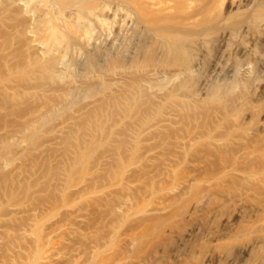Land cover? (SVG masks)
Returning a JSON list of instances; mask_svg holds the SVG:
<instances>
[{
  "label": "rangeland",
  "instance_id": "374dc122",
  "mask_svg": "<svg viewBox=\"0 0 264 264\" xmlns=\"http://www.w3.org/2000/svg\"><path fill=\"white\" fill-rule=\"evenodd\" d=\"M240 11L139 94L124 62L0 40V264H264V31Z\"/></svg>",
  "mask_w": 264,
  "mask_h": 264
},
{
  "label": "bare ground",
  "instance_id": "6f19581e",
  "mask_svg": "<svg viewBox=\"0 0 264 264\" xmlns=\"http://www.w3.org/2000/svg\"><path fill=\"white\" fill-rule=\"evenodd\" d=\"M233 11L243 12L247 21L234 25V29L264 31V0H0V40L5 42L23 31L41 45L43 55L54 50L60 60L81 58L83 65L95 62L102 65L101 70L107 65L105 69L112 71L124 62L126 75H140L127 83L132 93L151 88L157 76L169 74L173 79L180 70L186 72V63L195 59L201 44L204 45L205 29L222 23ZM229 32H220L217 38L223 40ZM261 33L256 35L255 43L264 46V37L259 38ZM208 41L213 42L212 38ZM54 45L60 46L52 50ZM242 51L251 55L255 52L254 47L247 45ZM177 86L184 87L180 83ZM132 95L131 99L126 98L128 105L142 102L141 96Z\"/></svg>",
  "mask_w": 264,
  "mask_h": 264
}]
</instances>
